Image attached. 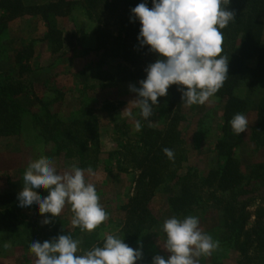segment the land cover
Wrapping results in <instances>:
<instances>
[{"label": "rangeland", "instance_id": "rangeland-1", "mask_svg": "<svg viewBox=\"0 0 264 264\" xmlns=\"http://www.w3.org/2000/svg\"><path fill=\"white\" fill-rule=\"evenodd\" d=\"M51 1L57 0H24V3L42 4ZM70 1L72 10L65 16L54 18L61 32L62 42V50L56 54L51 53V46L41 47V42L38 40L47 30L45 20L41 16H22L8 21L5 36L1 40V49L3 50L0 52V83L3 82L6 74H11L16 79L22 78L24 83H20L23 87L29 79H34L35 82L44 81V87L33 85V91L27 95H21L18 101L33 112L37 111L36 113L43 117L47 110L50 111L53 114L52 117L49 114L50 124L54 123L56 118L67 122L66 118L79 109L81 102L88 109L94 110L100 124V127L96 129L100 155L98 154L97 157L98 163L89 164L87 167L92 168L94 175L85 172V179L96 186L99 202L108 214L107 219L94 231L87 232L72 224L74 214L70 204L65 205L59 217L45 214L51 219L47 225L41 223L45 217L38 213L37 208L22 209L27 220L38 224L40 230L52 231L53 226L62 227L66 233L80 241L79 248L83 252L95 245L102 244L106 235L118 234L122 238L121 230L125 212L119 208L132 195L133 180L139 173L131 161V153L137 154L136 147L139 145L137 141L139 137L134 134L137 132L134 128L135 123L139 120L141 125L149 126L150 129L162 130L168 125L166 119L173 115L174 111H170L172 100L169 98V93L165 97H158V107L154 109V115L150 117L149 121H143L139 116L140 110L135 107L136 101L134 100L137 98V94L129 90V85L139 87L138 81L142 79L143 75V78L146 76L145 68L156 60L152 55L143 54L141 58L137 57L134 64L120 62L121 66L129 67L131 73L138 71L137 73L141 74L136 77L132 74L127 75V81L124 84L118 81L112 82L113 86L105 85L108 80L103 79V83L99 79L93 78L94 74H88L93 71L89 70L79 74L98 61L97 55L93 52L95 35L92 31L98 28L97 33L106 38L107 44L111 45V48L116 44L115 38L120 31L115 17L111 14L89 16L82 6L83 0H64V5ZM1 16L2 12L0 11ZM29 44L35 47L34 55L29 60L33 68L26 72L20 63L16 64V60L19 57H17L19 49ZM238 44L239 42L235 44L234 52H231L230 45L225 43L222 46L224 56L230 58L236 54L239 50ZM58 55L60 56L57 57ZM22 62H26V60ZM244 62L245 67L251 65L250 59L244 60ZM107 64L115 67L113 62H107ZM104 68L107 69V66L104 65L102 69ZM249 79L247 73H244L233 91L234 97L246 103L244 110L240 111L248 119V128L242 139L236 137L232 131L229 123L231 119L228 122L225 121V100L220 101L218 98L210 97L202 105L187 106L182 104L176 113L184 118L179 124L184 130V143L169 160L167 169L183 174L187 168H190L194 173L206 174L220 161L215 146L223 135V128H225L228 142L234 144L232 156L237 161L244 183L253 182L258 185L254 199L246 208L249 213L248 224L250 225L254 222L257 209L264 208V103L262 102L264 100V80L250 84ZM53 89H58L61 93L58 94ZM37 97L43 103L47 102L48 106L45 108L44 104H41V108H39ZM52 98H56V101L50 103ZM129 111L133 113V118L127 116L126 113ZM45 119L47 120V118ZM13 122L12 113L0 114V132L11 130L9 128L14 124ZM185 124L184 128L182 125ZM257 127L260 135L254 136L256 131L254 129ZM13 129L12 135L0 134V191L8 187V180L24 185L23 173L27 165L40 157L50 159L60 174L70 170L72 165L78 164V159L66 156L64 150L60 154H56V146L38 133L39 130H42L41 126L35 123L29 113L22 114L20 127ZM141 131L144 134L145 130ZM119 144H124L127 149L122 147L120 155H114V160H117V157L121 159V154H125L123 157L126 161L122 163V168L129 169L128 172L115 170L114 160L109 164H103V161L106 163L109 158L108 151H119L116 150ZM104 165H110V168H105ZM179 190L180 186L176 185L174 181L168 182V178L156 187L149 207L154 222L141 231L139 238L132 245L134 249L141 247L143 252L142 259L136 264H143L145 258L147 261L144 264H151L152 258L158 254L167 259L169 254L164 250L166 235L162 231L163 221L171 216L181 219L186 216V214H182V211L176 214L169 200L170 197H175ZM205 190L208 189L205 187ZM206 191H196V195L200 198L199 202L188 207L183 206L182 209L191 211L188 216L198 217L200 230L211 235L217 242L222 216L208 201L204 194ZM37 194L41 197L47 195L41 190H38ZM27 230V234H23L22 228H18V231L21 232L18 236L22 235L18 238L25 243L15 240V235L5 241L0 238V264H36V257L29 251L30 243L27 237L34 228L29 226ZM87 241L90 243L87 244ZM236 252L232 253L217 247L210 255H201L194 259L196 264H212L213 259L218 257L222 264H236L239 258Z\"/></svg>", "mask_w": 264, "mask_h": 264}, {"label": "trees", "instance_id": "trees-1", "mask_svg": "<svg viewBox=\"0 0 264 264\" xmlns=\"http://www.w3.org/2000/svg\"><path fill=\"white\" fill-rule=\"evenodd\" d=\"M141 2L143 0H83L82 6L89 16H100L104 13L111 14L115 17L120 32L115 38L116 44L111 48V45L107 44L106 38L97 33L98 28L92 31L95 35L93 52L97 55L98 61L79 74L89 70L93 71V73L87 72L88 74H94L92 75L93 78L95 77L101 82H103V79L108 80L105 85L113 86L112 82L116 83L118 81L124 84L127 81V75L132 74L136 77L141 74L137 73L138 71L131 73L129 67L121 66L120 62L134 64L137 57L141 58L143 54L152 55L158 59L157 54L150 52L147 46L140 47L137 41L140 28L139 22H130V9ZM147 3L151 7V0H147ZM71 5V1L64 5V0L42 4H25L24 0H0V11L2 12L0 17V52L3 50L1 49V40L5 36L8 21L16 17L39 15L45 20L47 26L46 32L38 38L41 42L40 45L41 47L51 46V53H58L62 50L61 32L54 18L67 15L72 10ZM228 7L235 13V20L222 30V46L225 43L229 44L231 52H234L235 44L239 42L237 47L239 50L229 58V76L223 87L213 96L220 99V101L225 100L224 116L226 122L232 119L234 114L240 113L245 108V101L233 96V91L244 73H247V76L250 77V84H256L260 80H264V0H231ZM34 48L32 44H29L19 49L16 64L20 63V66L24 67L26 72L31 71L33 68L29 60L34 55ZM248 59L251 60V65L245 67L244 60ZM23 60H26V62H22ZM107 62L115 63V67L107 64ZM104 65L107 66V69H102ZM143 76L142 79H144ZM20 82L24 83V80L6 74L3 82L0 83V114L12 113L14 121V124L10 125L11 128H9L11 130H2L0 134L12 135L14 133L13 128L20 127L22 114L29 113L35 123L41 126L42 130H39L38 133L56 146V154H60L64 150L66 156L76 157L78 159L76 166L81 169L87 168L89 164L98 163L99 159L97 157L100 152L98 150L99 138L96 129L100 127V124L96 119L94 110L88 109L81 102L79 109L66 118L67 122L56 118L54 123L50 124L49 114L51 117L53 116L50 111L47 110L48 114L46 113L43 117L41 114L36 113L37 111L33 112V110L24 107L18 101L21 95H27L33 91V85L44 87V81L35 82L34 79H29L25 87ZM18 83L20 84L18 85ZM50 90L52 91V89ZM53 91L58 94L61 93L58 89H53ZM168 93L170 94V100H172L170 111H174V114L166 119L168 125L163 127L162 130L150 129L149 126L142 125L141 130H145L144 134H142V131H134V134L139 137V140H137L139 145L136 147L138 153H131V161L135 164L137 168L135 169L139 173L133 180L132 195L119 208L125 212L121 230L124 242L132 247L139 238L141 231L152 225L154 220L149 208L150 201L156 187L168 178V182L174 181L176 185L180 186L178 194L169 198L171 207L176 214L182 211V214L188 216L191 211L182 209V207L198 203L200 198L195 192L206 191V187L208 190L204 193L205 196L222 216V224L217 240L218 247L232 253L237 251L239 258L236 264H264V208L257 209L254 222L250 225L248 224L249 213L246 211L248 204L254 199L258 185L253 182L244 183L237 161L232 156L234 144L228 142L225 128H223V135L218 139L215 146L220 161L214 168L209 169L206 174L194 173L190 168H187L183 174L167 169L170 159L164 154L163 149L169 148L175 153L184 143V130L179 125L184 118L179 116L176 110L182 104H185L181 100V92L178 90L177 85H171ZM38 99L37 97L39 108H41V104H44L45 108L48 106L46 105L47 102L43 103L42 100ZM50 101V103L55 102L56 98H52ZM262 102L264 103V100ZM182 126L185 128L186 124ZM258 129V127L254 129L256 130L254 136L260 135ZM46 134L47 136H45ZM243 135L244 132L236 135V137L242 139ZM122 147L127 149L124 144H119L116 149L119 151H108L109 158L106 163L103 161V164H109L114 160L115 154L120 155ZM126 153H128V150H126ZM124 155L121 154V159L117 157V160H114L115 170L129 171L127 168H122V163L126 161ZM104 166L106 168L110 165ZM93 167L96 168V166ZM7 185L6 189L0 191V238L2 240H8L15 235V240L24 242L18 238L22 236H18L21 233L18 228L21 227L23 234H27L29 226L34 228L33 232L27 236L29 243L33 241L43 242L61 234H68L60 226H53L52 231L40 230L38 224L27 220L17 202V195L23 185L12 180H8ZM41 191L45 193L44 190ZM89 243L90 241H87V244ZM24 245L26 246V244ZM146 261V258L143 259V264ZM212 264H222L221 259L215 257Z\"/></svg>", "mask_w": 264, "mask_h": 264}, {"label": "clouds", "instance_id": "clouds-1", "mask_svg": "<svg viewBox=\"0 0 264 264\" xmlns=\"http://www.w3.org/2000/svg\"><path fill=\"white\" fill-rule=\"evenodd\" d=\"M231 0H147L130 9V22H139L137 41L148 47L158 59L145 68L146 76L139 87L129 85L137 94L135 107L143 121H149L158 107V97H165L171 85H177L181 100L187 106L202 105L222 87L228 75L229 58L223 53V31L235 20L228 7ZM133 118L132 112L126 113ZM232 131L240 135L248 128V119L236 113L230 120ZM134 128L141 131L138 120ZM164 154L172 159L169 148ZM85 172L94 175L91 167L81 169L72 165L63 174L57 172L50 159L40 157L31 161L24 173V185L17 195L18 207H35L51 222L49 216L59 217L66 204L74 214L72 224L92 232L107 219L99 202L96 186L85 179ZM38 190L47 195L41 197ZM166 235L167 259L155 255L151 264H196L194 257L210 255L218 242L199 228L196 216L166 218L162 224ZM80 241L71 234H61L43 242L33 241L30 253L36 264H136L143 257L141 247L133 248L118 234L104 237L102 244L80 251Z\"/></svg>", "mask_w": 264, "mask_h": 264}, {"label": "crops", "instance_id": "crops-1", "mask_svg": "<svg viewBox=\"0 0 264 264\" xmlns=\"http://www.w3.org/2000/svg\"><path fill=\"white\" fill-rule=\"evenodd\" d=\"M20 18V17H19Z\"/></svg>", "mask_w": 264, "mask_h": 264}]
</instances>
